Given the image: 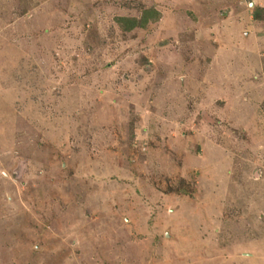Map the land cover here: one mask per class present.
Instances as JSON below:
<instances>
[{
    "label": "rangeland",
    "instance_id": "374dc122",
    "mask_svg": "<svg viewBox=\"0 0 264 264\" xmlns=\"http://www.w3.org/2000/svg\"><path fill=\"white\" fill-rule=\"evenodd\" d=\"M0 264H264V0H0Z\"/></svg>",
    "mask_w": 264,
    "mask_h": 264
},
{
    "label": "trees",
    "instance_id": "16d2710c",
    "mask_svg": "<svg viewBox=\"0 0 264 264\" xmlns=\"http://www.w3.org/2000/svg\"><path fill=\"white\" fill-rule=\"evenodd\" d=\"M159 19V13L153 8L142 11L140 18L120 17L116 19L117 24L123 31H131L135 28H144L148 22Z\"/></svg>",
    "mask_w": 264,
    "mask_h": 264
}]
</instances>
